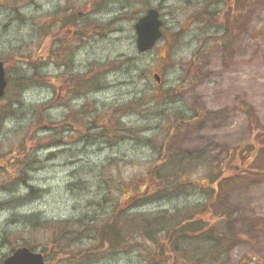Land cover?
I'll return each instance as SVG.
<instances>
[{
  "label": "rangeland",
  "instance_id": "obj_1",
  "mask_svg": "<svg viewBox=\"0 0 264 264\" xmlns=\"http://www.w3.org/2000/svg\"><path fill=\"white\" fill-rule=\"evenodd\" d=\"M150 7L165 36L141 52L134 24ZM0 59V264L21 245L48 250L52 264H153L125 214L187 207L207 185L199 168L191 192L135 201L160 151L222 159L251 151L254 128L264 130V0H0ZM263 169L224 194L225 229L256 227L222 250L226 262L264 264ZM67 220L81 238L61 257L52 224ZM105 223L119 236L85 256Z\"/></svg>",
  "mask_w": 264,
  "mask_h": 264
},
{
  "label": "trees",
  "instance_id": "obj_2",
  "mask_svg": "<svg viewBox=\"0 0 264 264\" xmlns=\"http://www.w3.org/2000/svg\"><path fill=\"white\" fill-rule=\"evenodd\" d=\"M82 19V15L77 16L75 13L69 20L70 24L75 26L73 27L76 28L77 35L82 34L80 32ZM95 25L99 24L95 23ZM30 60L27 59L29 62ZM46 108L44 104L42 117L35 114L36 117L31 125L36 120L43 121L42 118L45 116L43 113L46 112ZM56 123L52 121L49 129L52 130ZM254 129L251 136V151H244V148L240 146L235 151H228L222 159H212L200 156L196 152L180 151L173 144L169 148L170 151H160L159 160L152 163L148 172L143 173L137 179L135 195L133 194L135 201L161 200L168 197L175 198V194L181 196L191 192L192 190L188 191L191 188L186 185L191 183L193 174L199 168L203 172L202 174L207 171L205 177L207 185L195 187L193 190L202 192L203 201L185 205L187 207H172V210L167 209L163 214L135 213L125 214L123 217L125 218L123 225H127L131 218L135 219V234L138 237V242L142 239V244L149 247L150 260H153V264H183V262L184 264H240V262H226L222 258V250H226L227 245L235 239L243 238L248 234L254 237L256 227L253 225L245 231L243 229L226 230V224L228 225L232 221L233 209L225 205L223 197L232 186L249 180L248 174L251 169H263L261 163L264 162V130L258 125ZM27 139L29 138L27 137ZM60 140V136L52 138V142ZM27 145L26 140L25 149ZM203 167H205L204 171ZM122 209L121 207L114 209L113 214L115 215L112 219L117 214L122 215L124 212ZM74 224L69 220L52 224L53 231H56V233H52L53 242L60 249V252L58 250L54 252L55 254L60 253L59 256L64 257L66 250L81 238L79 236L81 231L79 229L76 231L73 228ZM119 226V223H105L99 229V235L91 246L92 248L82 251L85 256L93 254L97 247L111 245L109 236L118 237ZM93 228L98 229L99 227L95 225ZM120 238H124V235L116 240ZM43 253L46 256L48 250H43Z\"/></svg>",
  "mask_w": 264,
  "mask_h": 264
},
{
  "label": "water",
  "instance_id": "obj_3",
  "mask_svg": "<svg viewBox=\"0 0 264 264\" xmlns=\"http://www.w3.org/2000/svg\"><path fill=\"white\" fill-rule=\"evenodd\" d=\"M163 20L160 12L155 7H150L135 23L137 34V47L140 51L151 49L163 36ZM156 79L160 77L156 73ZM5 63L0 59V97L5 93L7 86ZM3 264H51L44 259L41 252L32 251L28 246L17 248L12 254L5 258Z\"/></svg>",
  "mask_w": 264,
  "mask_h": 264
},
{
  "label": "flooded vegetation",
  "instance_id": "obj_4",
  "mask_svg": "<svg viewBox=\"0 0 264 264\" xmlns=\"http://www.w3.org/2000/svg\"><path fill=\"white\" fill-rule=\"evenodd\" d=\"M1 264H3V262Z\"/></svg>",
  "mask_w": 264,
  "mask_h": 264
}]
</instances>
